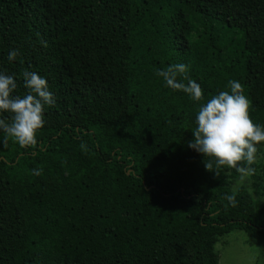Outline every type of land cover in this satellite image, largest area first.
<instances>
[{
    "label": "trees",
    "instance_id": "1",
    "mask_svg": "<svg viewBox=\"0 0 264 264\" xmlns=\"http://www.w3.org/2000/svg\"><path fill=\"white\" fill-rule=\"evenodd\" d=\"M175 64L203 100L157 75ZM24 70L55 103L34 147L0 132V264H218L230 232L264 243L259 197L188 147L200 106L230 80L264 127V0H0V71L15 95ZM251 167L264 181V164Z\"/></svg>",
    "mask_w": 264,
    "mask_h": 264
},
{
    "label": "clouds",
    "instance_id": "2",
    "mask_svg": "<svg viewBox=\"0 0 264 264\" xmlns=\"http://www.w3.org/2000/svg\"><path fill=\"white\" fill-rule=\"evenodd\" d=\"M47 47V41H41ZM19 55L17 50L8 54L9 61ZM187 66L175 64L166 70H159L157 75L163 77L167 87L173 91H183L193 101L204 99L203 90L195 80L186 75ZM188 80L185 84L178 76ZM25 95H15L17 80L15 75L0 71V113H9L10 120L0 118V132L4 133V142L12 139L20 147H34L37 133L46 123L45 106H52L55 97L49 90L48 81L34 71L22 72ZM230 91H221L202 104L196 116V127L192 129L194 139L188 147L202 154L205 158H214L213 162L205 159V167L219 176L218 169L227 166L240 173V180L254 172L257 147L264 142V127L253 122L249 114V101L243 93V86L236 80L228 82ZM247 166H241V162ZM42 169H33L34 175H41ZM225 199L234 207L235 195ZM227 207V205H226Z\"/></svg>",
    "mask_w": 264,
    "mask_h": 264
},
{
    "label": "rangeland",
    "instance_id": "3",
    "mask_svg": "<svg viewBox=\"0 0 264 264\" xmlns=\"http://www.w3.org/2000/svg\"><path fill=\"white\" fill-rule=\"evenodd\" d=\"M264 164V147L257 150L256 159ZM261 171L257 175H262ZM245 187L254 197H259L261 204H264V181H254L247 176L243 181L239 178L232 187L237 189ZM262 186L263 189L260 187ZM218 253V264H264V243L259 242L255 237H248L246 233L233 231L220 238L216 244Z\"/></svg>",
    "mask_w": 264,
    "mask_h": 264
}]
</instances>
